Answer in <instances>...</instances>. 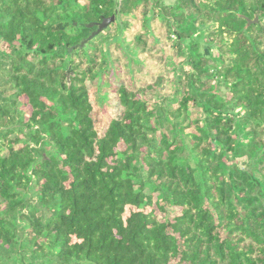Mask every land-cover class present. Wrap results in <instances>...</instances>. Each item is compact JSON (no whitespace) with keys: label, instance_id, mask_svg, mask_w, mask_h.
<instances>
[{"label":"trees","instance_id":"trees-1","mask_svg":"<svg viewBox=\"0 0 264 264\" xmlns=\"http://www.w3.org/2000/svg\"><path fill=\"white\" fill-rule=\"evenodd\" d=\"M152 1L0 0V264H264V0Z\"/></svg>","mask_w":264,"mask_h":264},{"label":"rangeland","instance_id":"rangeland-1","mask_svg":"<svg viewBox=\"0 0 264 264\" xmlns=\"http://www.w3.org/2000/svg\"><path fill=\"white\" fill-rule=\"evenodd\" d=\"M152 1V0H151ZM152 5H146L144 6V8L141 10L140 12V16H139V29H141L142 33H146V29L144 27V21L148 18L153 17V15L155 14V11L152 10L153 6L155 5V2L152 1L151 2ZM176 0H162L161 4L165 5V6H175L176 5ZM154 4V5H153ZM166 23H164L162 20H157L156 22L153 23V28L155 29V34L156 37L158 38V40L163 44H165V52H167V56H166V60L168 61V63H163L160 60H158V58H156L155 56H153L151 54V56L155 61V67L152 69L153 72L157 73V74H161L162 76H166L169 75L170 77L173 76V63L174 62H178V54L176 53V50L174 47H169L167 46V42L165 41V36L168 34V28L165 25ZM203 25H196L195 29L197 30V35L195 38V43L198 46V52L204 55H211V56H218L219 53V47L221 48L222 51V44H225V40L223 41V39L225 38V35H221L219 33V31L217 29H219V23H215V28H213L211 26V22L208 21V19H205V21L202 22ZM141 26V27H140ZM215 30V31H214ZM219 33L220 36H215V33ZM115 35L114 32L111 33V35L109 36L110 38H112ZM227 39H229L230 41L232 40V38L228 37V35L226 36ZM109 40V39H108ZM106 40H99V42H97V47L98 48H103L106 46ZM129 48V47H128ZM132 48V47H131ZM188 52V50H187ZM224 52H227L226 49H224ZM155 54H159V56H162L163 53H157L156 52H152ZM147 57V56H146ZM141 60V58H140ZM79 62V61H78ZM124 65H125V61ZM123 62H121V64H123ZM126 66V65H125ZM139 71V70H138ZM145 73V72H144ZM141 77V76H140ZM156 80H153V82H155ZM14 81L9 80L8 78H3L2 74L0 73V106H8L9 102L12 99L13 94H15L14 90H12ZM167 86V85H166ZM167 92H169V94H174V92H176V89L174 87V85H168L167 87ZM213 91H217L219 92V96L222 97L221 95H224L226 92L225 86L223 84L218 83L216 86H214L212 88ZM4 91V92H2ZM221 94V95H220ZM148 95L151 98H154L155 100H157L156 93L154 91H148ZM201 115V111L197 110V109H193L191 111H189L187 113V115L183 118L186 119V125L188 126V124L191 121H196L200 118ZM185 132L187 134L192 133V134H197V130L194 128L191 129H186ZM175 134H173L174 136ZM32 145H35L33 142H31ZM5 152V151H4ZM238 166L242 169H245L247 167L246 163V158H242L239 159L237 161ZM37 193L35 191H30L28 196L31 197V201L33 199H37ZM1 205V202H0ZM28 211V210H27ZM170 212H174L175 210L170 209Z\"/></svg>","mask_w":264,"mask_h":264},{"label":"water","instance_id":"water-1","mask_svg":"<svg viewBox=\"0 0 264 264\" xmlns=\"http://www.w3.org/2000/svg\"><path fill=\"white\" fill-rule=\"evenodd\" d=\"M115 19H116V17L112 16L111 18L105 19L101 24H97L96 26H98V30L92 34L91 38L96 36L97 34L103 32L104 30H106L110 26V24L115 22ZM249 24H250V22H249ZM93 26L94 25H90L89 27H93ZM88 41L89 40H85L84 42H82L81 45H79V47L83 48L88 43Z\"/></svg>","mask_w":264,"mask_h":264}]
</instances>
